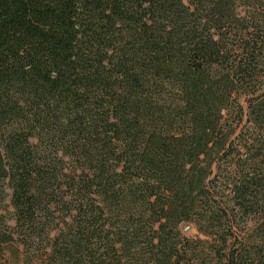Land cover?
<instances>
[{
  "label": "trees",
  "instance_id": "obj_1",
  "mask_svg": "<svg viewBox=\"0 0 264 264\" xmlns=\"http://www.w3.org/2000/svg\"><path fill=\"white\" fill-rule=\"evenodd\" d=\"M1 262L264 264V0H0Z\"/></svg>",
  "mask_w": 264,
  "mask_h": 264
},
{
  "label": "rangeland",
  "instance_id": "obj_2",
  "mask_svg": "<svg viewBox=\"0 0 264 264\" xmlns=\"http://www.w3.org/2000/svg\"><path fill=\"white\" fill-rule=\"evenodd\" d=\"M179 229L184 235L191 237V238H195L199 235L196 227L192 223L180 224ZM0 264H4V263L1 262Z\"/></svg>",
  "mask_w": 264,
  "mask_h": 264
}]
</instances>
